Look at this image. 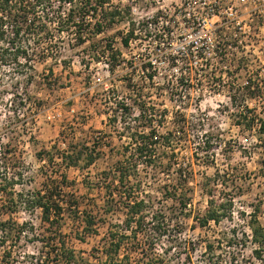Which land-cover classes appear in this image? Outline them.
Segmentation results:
<instances>
[{
    "label": "rangeland",
    "instance_id": "1",
    "mask_svg": "<svg viewBox=\"0 0 264 264\" xmlns=\"http://www.w3.org/2000/svg\"><path fill=\"white\" fill-rule=\"evenodd\" d=\"M176 1L111 0L107 6L123 12L116 17L121 21L92 39L89 37L92 25L87 20L84 23L87 40L80 47L67 48L59 59H36L35 68L28 71H22L17 64L3 66L0 62V162L3 163L0 167L8 180L19 172L23 175L16 186L7 183L5 176L0 177L3 178L0 183L13 192L12 195L0 192V217L13 222L6 229L8 234L0 237L7 240L4 244L0 242V264H41L51 234L64 238L76 250L79 262H99L109 227L124 220L122 212L104 215L107 220L99 221L98 234L81 239L82 218H72L63 211L59 225L55 223L58 232L51 231L52 225L44 222L40 209L21 207L16 212L8 211L7 206H12L9 197L18 201L19 191L26 194L42 189L46 183L52 184L50 176L60 180L59 174L64 171L72 182L69 186L62 185L66 198L69 192L74 193L84 207L93 206L98 212L105 193L97 188L89 189L86 178L95 179L99 172L123 157L133 129L149 132L151 128L161 135L173 133L176 165L191 172L192 191L187 211L192 210L193 216L204 212L212 198L208 189L213 190L218 204L234 198L231 218L219 224L212 222L206 228L199 227L193 216L173 215L169 222L172 234L164 236L157 245L158 252L167 258L166 264H250L254 260V244L248 241L242 246L235 241L230 245L228 240L233 230L238 239L251 234L250 220L257 204L259 220L264 224V146L258 144L256 123L254 127L238 124L239 120H245L238 115L242 110H251L249 115H264V94L256 97V88L246 87L248 80L264 85V11L260 13L264 0H256L255 61L250 55L246 59L252 60L249 66L234 70L236 85L241 86L232 92L231 83L198 82L195 78L182 82L179 71L166 59L165 46L170 45L163 46L159 36L156 40L154 30L147 35L143 30L129 46L123 44L122 38L133 21L152 17L161 12L162 6L170 11ZM74 38L75 34H63L64 42H75ZM110 40L122 53L120 60L114 61V71L111 55L102 57L101 61L93 57ZM47 45L44 41L43 47ZM64 58L71 60V65L66 67ZM149 60L155 61V68L144 69L143 63ZM27 72L35 73L30 83L24 75ZM151 72H155L153 79L149 78ZM228 91L236 95L233 100L229 99ZM122 98L132 109L126 121L113 123L111 118ZM140 103L144 105L143 111L137 108ZM72 140H82L91 146L99 144L100 158L89 168L67 169L60 160L48 164L37 155L42 149L51 150L55 146L64 150ZM45 163L47 166L43 167ZM177 166L171 173H163L158 184L172 182ZM157 191L155 187V195ZM158 192L162 199V193ZM166 202L168 206L174 203L172 199ZM21 225L23 231L18 233ZM209 243L213 245L212 251L207 249ZM165 248L171 251L165 254L162 252Z\"/></svg>",
    "mask_w": 264,
    "mask_h": 264
},
{
    "label": "trees",
    "instance_id": "2",
    "mask_svg": "<svg viewBox=\"0 0 264 264\" xmlns=\"http://www.w3.org/2000/svg\"><path fill=\"white\" fill-rule=\"evenodd\" d=\"M110 2L111 0H0L1 64L3 66L17 64L22 68V71H28L35 68L33 62L36 59L40 61H45L49 57L59 59L67 48L80 47L87 40L88 33L84 28V23L87 20L89 21L87 24L92 25L89 32V37L92 39L107 31L117 21L116 17L122 11L117 7L112 10V7L107 6ZM128 11L130 10L128 9ZM89 17H95L96 20L92 21ZM119 21L121 20L118 19L117 22ZM146 28H148V22L133 21L132 26L122 38L123 44L129 46L131 40L140 37L137 33L138 29L142 32ZM64 33L75 34V42H64ZM44 41L48 43L47 47H43ZM93 55L97 61L111 55L113 61L111 70L114 71L116 65L114 61L118 62L122 53L112 46L110 40L101 48V53L98 51ZM71 63V60L63 59V64L66 67ZM143 66L144 69L154 68L150 61L144 62ZM50 70V74L53 76V68ZM154 73H149L150 79H153ZM24 75L28 83L35 78L34 72H27ZM238 86L241 85L231 84L232 88L229 89L238 91ZM246 87L256 88V97L264 94V85L259 81L249 82ZM26 89H29L28 84ZM235 96L232 95L231 100ZM121 100L118 102L114 118H111L113 123L126 121L132 109L129 102L124 98ZM136 103L138 102L136 101ZM137 105H139L137 108L143 111L144 105L142 106V103ZM119 109L120 114L118 113ZM248 112L251 110L239 112L238 115L243 116L245 120L244 122L239 120L238 124L254 127L256 123L258 125V144L264 146V115L259 113L249 115ZM172 136V132L164 135L157 134L154 128H151L149 132H145L144 129H133L130 132L131 139L124 146L123 157L112 164L109 169L99 172L95 179L86 178L85 180L89 189L97 188L105 193L104 203L102 206L97 205L98 212L93 206L84 207L83 201L74 193L69 192V197L66 198L63 186H69L72 182L67 172L64 171L59 174L60 180L50 176L52 184L46 183L42 189L28 191L26 194L19 191L18 201H14L16 197H9L12 206L11 208L9 205L7 206L8 211L16 212L21 207L26 210L40 209L44 222L52 225L51 231L53 229L58 232L55 223L59 225L63 211L72 218H82L84 236L81 239H85V235L98 234L99 221L107 220L104 215L109 213L115 215L122 212L125 216L122 222L111 223L108 237L102 248L103 257L99 262H79L76 250L68 246L64 238L58 239L54 234H51V238H48L47 242L49 248L46 250L41 264H166L167 258L158 252L157 245L162 242L164 236L168 237L172 234L169 222L173 215L193 216L192 210H186L191 200L192 188L189 182L191 172L182 165H176V144ZM67 144V148L64 150L55 146L51 150L42 149L37 155L48 164L60 160V163L67 169L72 167L89 168L100 158L101 150H98L99 144L97 145V143L91 146L82 140H72ZM3 158L7 159L6 156ZM0 160L2 159L0 158ZM46 163L43 167L47 166ZM2 164L0 162L1 167ZM176 166L178 168L174 180L164 185L158 184L161 175L171 173ZM1 167L0 177L5 176L7 183L16 186L21 181L23 175L20 172L8 180ZM0 179L3 181V178ZM0 185V192L13 194L12 191L7 190L6 186H3L2 182ZM155 187L162 193V199L157 196L158 191L156 195L153 192ZM208 191L212 197L208 207L203 213L193 216L196 224L201 228H206L212 222L219 224L222 220L231 218L233 211V196L226 202L218 204L213 197V190L208 189ZM171 199L174 203L172 206H168L166 201ZM259 209V204H257L256 212L250 220L251 234H244L242 238L238 239L236 230H233L232 236L228 240L230 245H234L235 241H238L242 246L248 244V241L255 245L253 248L254 260L250 264H264V224L259 220ZM12 225L13 222L10 219L0 217V237L8 234L6 229L11 228ZM21 227L18 233L23 231L24 226L21 225ZM0 242L4 244L7 240L4 238ZM123 249L125 251L122 254ZM207 249L212 251L213 245L209 243ZM170 251L171 248H165L162 252L168 254Z\"/></svg>",
    "mask_w": 264,
    "mask_h": 264
},
{
    "label": "built area",
    "instance_id": "3",
    "mask_svg": "<svg viewBox=\"0 0 264 264\" xmlns=\"http://www.w3.org/2000/svg\"><path fill=\"white\" fill-rule=\"evenodd\" d=\"M172 8L162 6L161 12L138 23L148 22L145 35L154 30L156 40L159 36L163 46L170 45L165 46L166 59L180 80L236 85L234 70L255 61L256 0H177ZM250 55L254 59L247 62ZM149 61L155 68V61Z\"/></svg>",
    "mask_w": 264,
    "mask_h": 264
}]
</instances>
